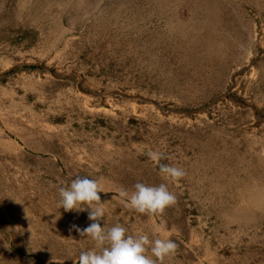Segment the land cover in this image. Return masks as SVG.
Returning a JSON list of instances; mask_svg holds the SVG:
<instances>
[{"label": "rangeland", "instance_id": "rangeland-1", "mask_svg": "<svg viewBox=\"0 0 264 264\" xmlns=\"http://www.w3.org/2000/svg\"><path fill=\"white\" fill-rule=\"evenodd\" d=\"M152 150L187 175L149 217L119 191L165 182ZM77 175L163 264H264V0H0V264L93 246L59 207Z\"/></svg>", "mask_w": 264, "mask_h": 264}, {"label": "clouds", "instance_id": "clouds-1", "mask_svg": "<svg viewBox=\"0 0 264 264\" xmlns=\"http://www.w3.org/2000/svg\"><path fill=\"white\" fill-rule=\"evenodd\" d=\"M152 163L158 167L159 175L165 181L159 185L137 182L131 190L121 189V203L130 211L151 216H161L165 210L176 203V195L169 184L179 185L187 175L183 167L176 164L161 163L166 159L159 150L148 153ZM100 193H105L98 180L77 175L67 187L59 189V207L65 212L87 211L88 219L93 221L85 228L76 227L80 236L87 237L92 247L81 251L76 264H163L176 251V243L161 235L159 228L149 232L143 229L129 231L117 223L111 227L102 226L106 209Z\"/></svg>", "mask_w": 264, "mask_h": 264}]
</instances>
